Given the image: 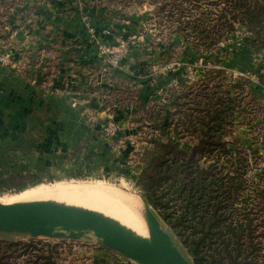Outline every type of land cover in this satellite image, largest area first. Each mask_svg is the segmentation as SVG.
Wrapping results in <instances>:
<instances>
[{
    "label": "rangeland",
    "instance_id": "obj_1",
    "mask_svg": "<svg viewBox=\"0 0 264 264\" xmlns=\"http://www.w3.org/2000/svg\"><path fill=\"white\" fill-rule=\"evenodd\" d=\"M231 1L0 0L3 72L20 75L28 66L32 77H45L43 72L52 73L61 61L74 60H70L72 48L83 43L70 34L80 29L96 48L104 76L115 69L127 71L128 64L134 66L136 77L150 78L159 98L156 105L141 112L140 121L133 122L134 131L117 137V129L112 131L118 128L116 122L105 126V137L112 146L119 145L114 149L118 159L113 162L112 154H107L108 166L104 164L97 173L86 172L88 160L81 161L73 173L35 170L22 166L13 152L0 151V202L19 201L22 195L42 189L98 187L116 189L147 205L135 184L134 167L142 148L161 130L154 126V114L159 113L155 115L158 122L163 119L160 115H166L169 123L182 110L193 108L194 100L205 98L202 91L221 93L229 88L239 107L225 120V139L245 158L239 167L241 186L234 191L231 219L242 221L245 214L252 218L253 240L259 246L254 257L256 264H264V36L247 30L238 17L229 16L231 23L224 22ZM200 22L207 23L210 37L195 33L192 26ZM176 96L180 106L173 105ZM0 119V125L6 126L4 118ZM169 137L179 138L183 145L189 141L172 132ZM223 171L233 173V168ZM0 241H33L38 246L0 247V264H44L46 259L39 255L47 254V244L55 247L53 264H130L117 262L112 250L98 246L92 237H31L12 232L0 233Z\"/></svg>",
    "mask_w": 264,
    "mask_h": 264
},
{
    "label": "trees",
    "instance_id": "obj_2",
    "mask_svg": "<svg viewBox=\"0 0 264 264\" xmlns=\"http://www.w3.org/2000/svg\"><path fill=\"white\" fill-rule=\"evenodd\" d=\"M230 3L224 22L231 23L229 16L238 17L247 30L264 36V0ZM202 23L192 27L199 37L208 38L207 23ZM202 93L205 98L194 100L193 108L182 110L169 123L165 122L166 115H160L163 119L158 122L155 115L159 113L154 114V126L161 130L142 148L134 167L135 184L192 264H256L259 246L253 240L252 218L245 214L242 221L231 219L234 191L241 186L239 167L245 158L228 146L225 120L239 107L238 101L229 88L221 93ZM172 100L173 105L180 106L179 96ZM171 132L187 136L189 141L183 145L179 138L169 137ZM223 166L233 168V173L224 174ZM11 246L38 247L33 241H0V247ZM45 246L47 254L39 257L46 259L44 264H53L55 247ZM249 257L255 258L253 262Z\"/></svg>",
    "mask_w": 264,
    "mask_h": 264
},
{
    "label": "crops",
    "instance_id": "obj_3",
    "mask_svg": "<svg viewBox=\"0 0 264 264\" xmlns=\"http://www.w3.org/2000/svg\"><path fill=\"white\" fill-rule=\"evenodd\" d=\"M70 35L83 43L72 48L74 60L61 61L45 77H32L28 66L20 75L0 70V118L6 124L0 125V151L13 152L22 166L35 170L73 173L88 160L86 172L97 173L108 166L107 154L118 159L119 145L105 137V126L116 122L117 137L134 131L133 122L159 98L150 78L136 77L134 66L104 76L89 35L80 29Z\"/></svg>",
    "mask_w": 264,
    "mask_h": 264
},
{
    "label": "water",
    "instance_id": "obj_4",
    "mask_svg": "<svg viewBox=\"0 0 264 264\" xmlns=\"http://www.w3.org/2000/svg\"><path fill=\"white\" fill-rule=\"evenodd\" d=\"M145 218L152 237H143L96 210L55 200L0 202V233L31 237L94 238L136 264H192L150 206Z\"/></svg>",
    "mask_w": 264,
    "mask_h": 264
},
{
    "label": "bare ground",
    "instance_id": "obj_5",
    "mask_svg": "<svg viewBox=\"0 0 264 264\" xmlns=\"http://www.w3.org/2000/svg\"><path fill=\"white\" fill-rule=\"evenodd\" d=\"M45 199L96 210L114 218L143 237H152L144 214L145 205H142L138 198L119 192L116 189L98 187L42 189L22 195L19 201Z\"/></svg>",
    "mask_w": 264,
    "mask_h": 264
},
{
    "label": "built area",
    "instance_id": "obj_6",
    "mask_svg": "<svg viewBox=\"0 0 264 264\" xmlns=\"http://www.w3.org/2000/svg\"><path fill=\"white\" fill-rule=\"evenodd\" d=\"M116 127L114 126V127H112V131H116ZM115 254H116V258H117V262H120V263H128V262H130V264H133L134 262L133 261H131V260H129V259H126V258H124V257H122L121 255H119L118 253H116L115 252Z\"/></svg>",
    "mask_w": 264,
    "mask_h": 264
}]
</instances>
